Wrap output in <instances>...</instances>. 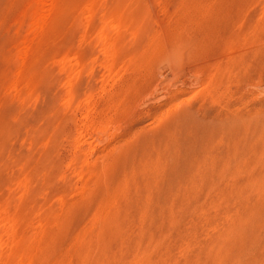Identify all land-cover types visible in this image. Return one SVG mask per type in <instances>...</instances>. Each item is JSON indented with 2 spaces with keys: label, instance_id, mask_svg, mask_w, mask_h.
Segmentation results:
<instances>
[{
  "label": "rangeland",
  "instance_id": "1",
  "mask_svg": "<svg viewBox=\"0 0 264 264\" xmlns=\"http://www.w3.org/2000/svg\"><path fill=\"white\" fill-rule=\"evenodd\" d=\"M0 264H264V0H0Z\"/></svg>",
  "mask_w": 264,
  "mask_h": 264
}]
</instances>
